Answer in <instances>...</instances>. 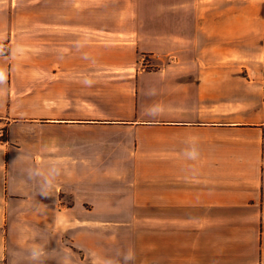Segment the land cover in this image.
<instances>
[{
  "label": "crops",
  "instance_id": "0c3cea01",
  "mask_svg": "<svg viewBox=\"0 0 264 264\" xmlns=\"http://www.w3.org/2000/svg\"><path fill=\"white\" fill-rule=\"evenodd\" d=\"M37 2L0 0V264H264V0Z\"/></svg>",
  "mask_w": 264,
  "mask_h": 264
},
{
  "label": "rangeland",
  "instance_id": "374dc122",
  "mask_svg": "<svg viewBox=\"0 0 264 264\" xmlns=\"http://www.w3.org/2000/svg\"><path fill=\"white\" fill-rule=\"evenodd\" d=\"M31 7L28 10L23 11L20 7L19 10L16 12V17L19 18V25H20V32H22V26H23V21L24 18L27 19V23L25 27H28V33H30L32 36L36 35L37 37V19H38V0H29ZM23 3V2H22ZM26 9V8H25ZM30 25V27L28 26ZM5 44V47L0 49V52H5L3 54L8 53V46L5 42H2ZM35 57V56H34ZM37 57V55H36ZM150 57L148 55H139V63L138 66L140 68H150L152 67Z\"/></svg>",
  "mask_w": 264,
  "mask_h": 264
},
{
  "label": "built area",
  "instance_id": "2783aa9c",
  "mask_svg": "<svg viewBox=\"0 0 264 264\" xmlns=\"http://www.w3.org/2000/svg\"><path fill=\"white\" fill-rule=\"evenodd\" d=\"M3 47H5L4 43H0V49H2Z\"/></svg>",
  "mask_w": 264,
  "mask_h": 264
},
{
  "label": "trees",
  "instance_id": "16d2710c",
  "mask_svg": "<svg viewBox=\"0 0 264 264\" xmlns=\"http://www.w3.org/2000/svg\"><path fill=\"white\" fill-rule=\"evenodd\" d=\"M1 51V50H0ZM1 53H5V52H1Z\"/></svg>",
  "mask_w": 264,
  "mask_h": 264
}]
</instances>
